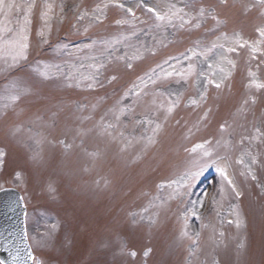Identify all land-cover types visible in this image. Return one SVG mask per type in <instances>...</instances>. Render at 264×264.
Segmentation results:
<instances>
[{
	"label": "rangeland",
	"instance_id": "rangeland-1",
	"mask_svg": "<svg viewBox=\"0 0 264 264\" xmlns=\"http://www.w3.org/2000/svg\"><path fill=\"white\" fill-rule=\"evenodd\" d=\"M256 1L4 0L30 23L27 58L0 57V189L45 264H264Z\"/></svg>",
	"mask_w": 264,
	"mask_h": 264
},
{
	"label": "snow or ice",
	"instance_id": "snow-or-ice-1",
	"mask_svg": "<svg viewBox=\"0 0 264 264\" xmlns=\"http://www.w3.org/2000/svg\"><path fill=\"white\" fill-rule=\"evenodd\" d=\"M5 7L7 9V13H11L13 7L16 8V10L19 12L20 10V5H14V4H4V0H0V12H4ZM30 7V6H29ZM149 12H153L155 13V9L149 8L148 9ZM156 18L158 20L163 19L162 16L157 15ZM10 23V21L7 19V14L5 15V19L4 20H0V57H5L10 58L12 61V64L9 65L11 66H15L16 62H18L21 59H26V53H27V49H28V43H27V28L25 27L26 25H28L30 23L29 17L27 14L24 15V25L19 29L18 33H14V30L10 27H7L6 25ZM11 33L12 35L9 36L8 39H5V34ZM39 35L43 36L44 32L41 31L39 33ZM261 36H264V31H262L260 33ZM17 36L19 37V39H17ZM45 43L47 42L46 40L44 41ZM237 43H239V41H237ZM241 47H243V44L240 45ZM234 49H228V51H233ZM229 63H231V61H229ZM209 67H211V65H209ZM223 70V69H221ZM46 75V74H44ZM209 83H212V81H209ZM216 88H220L221 85L219 83L215 84ZM257 87H262V85H257ZM169 111H171V109H169ZM159 129V125H157V130ZM223 130V129H222ZM204 147L203 145H197L196 148H202ZM196 148H193L192 151H196ZM205 155H210V153L205 152ZM242 163V161H240ZM221 176H223L225 179H228L224 169L220 168L218 169ZM229 184H231V180L228 181ZM231 223V221H229ZM239 226V224L237 225ZM187 233H184V235H186ZM31 259H33V261L35 260V257H31Z\"/></svg>",
	"mask_w": 264,
	"mask_h": 264
},
{
	"label": "water",
	"instance_id": "water-1",
	"mask_svg": "<svg viewBox=\"0 0 264 264\" xmlns=\"http://www.w3.org/2000/svg\"><path fill=\"white\" fill-rule=\"evenodd\" d=\"M23 209L16 198L9 194L0 196V234L12 244L13 250L18 249L15 264L31 263L30 253L21 234ZM18 247V248H17ZM15 251V250H14Z\"/></svg>",
	"mask_w": 264,
	"mask_h": 264
}]
</instances>
